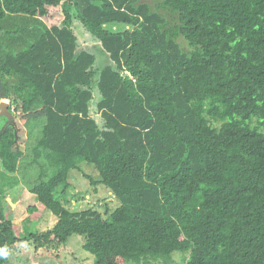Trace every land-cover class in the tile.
<instances>
[{
  "label": "trees",
  "instance_id": "1",
  "mask_svg": "<svg viewBox=\"0 0 264 264\" xmlns=\"http://www.w3.org/2000/svg\"><path fill=\"white\" fill-rule=\"evenodd\" d=\"M0 106V264L73 236L92 264H264V0H0ZM73 172L120 205L72 209Z\"/></svg>",
  "mask_w": 264,
  "mask_h": 264
},
{
  "label": "rangeland",
  "instance_id": "2",
  "mask_svg": "<svg viewBox=\"0 0 264 264\" xmlns=\"http://www.w3.org/2000/svg\"><path fill=\"white\" fill-rule=\"evenodd\" d=\"M150 3L154 2L155 0H148ZM75 31L77 36L82 43L83 46L90 45V50H92L93 45L95 44L94 38L86 31L84 26L77 22L75 24ZM92 45V46H91ZM89 47V46H88ZM98 57V66L103 67L108 64L109 57L105 55L104 52L100 48H96L92 50ZM96 99H99V95L96 94ZM3 107L0 106V115L5 116L3 112ZM9 119L3 120L5 122H11L17 128L19 132V141H20V148L25 150L26 146V137H27V127L25 125L24 120L20 117L19 114L14 113L12 117ZM84 170L88 174H92L97 176L98 179L99 175L95 168L92 166L86 165ZM90 169H89V168ZM92 168V169H91ZM96 171V172H95ZM98 189V190H97ZM67 199L71 200L72 209H79V208H88L93 207L95 205L104 206L107 205L109 210L116 209L120 203L114 199L110 190H108L103 185L99 187L93 186L88 179L84 177V174L79 172H73L71 177V189L69 194L67 195ZM7 200L11 201L10 204L13 205L12 209L7 208V214L11 218H13L14 214L18 216L17 219L14 220V224L19 226L21 231L23 221L26 220L31 216L29 213V209L32 206L37 205V201L35 197L26 189L24 186L19 187L15 190L11 195L7 196ZM38 211L34 216V223L30 225V230H37L39 232H45L56 223V218L53 214L47 210H44L41 205L37 206ZM189 253L186 256H183L181 253L174 254L175 264H186V259L189 258ZM60 258L49 254L43 257L33 258L30 255H25L18 258V263L20 264H92L94 261V257L84 250L83 242L80 240L78 236H73L70 238L68 243L62 247Z\"/></svg>",
  "mask_w": 264,
  "mask_h": 264
},
{
  "label": "water",
  "instance_id": "3",
  "mask_svg": "<svg viewBox=\"0 0 264 264\" xmlns=\"http://www.w3.org/2000/svg\"><path fill=\"white\" fill-rule=\"evenodd\" d=\"M9 202L11 203V201L9 200Z\"/></svg>",
  "mask_w": 264,
  "mask_h": 264
}]
</instances>
